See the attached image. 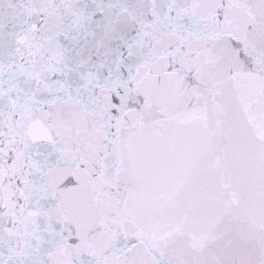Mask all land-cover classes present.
<instances>
[{
  "label": "snow or ice",
  "instance_id": "snow-or-ice-1",
  "mask_svg": "<svg viewBox=\"0 0 264 264\" xmlns=\"http://www.w3.org/2000/svg\"><path fill=\"white\" fill-rule=\"evenodd\" d=\"M0 264H264V0H0Z\"/></svg>",
  "mask_w": 264,
  "mask_h": 264
}]
</instances>
